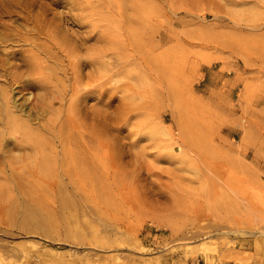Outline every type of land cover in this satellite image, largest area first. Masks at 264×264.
<instances>
[{"label":"rangeland","instance_id":"374dc122","mask_svg":"<svg viewBox=\"0 0 264 264\" xmlns=\"http://www.w3.org/2000/svg\"><path fill=\"white\" fill-rule=\"evenodd\" d=\"M150 1L136 38L106 0H77L76 14L101 11L85 26L60 20L64 0H21L52 52L50 35L85 40L71 57L79 120L85 141L104 138L107 169L57 191L73 202L62 208L40 199V179L3 185L0 264H264V0ZM16 18L0 13L23 29ZM58 61L71 85L70 58ZM31 160L23 170L41 176Z\"/></svg>","mask_w":264,"mask_h":264},{"label":"bare ground","instance_id":"6f19581e","mask_svg":"<svg viewBox=\"0 0 264 264\" xmlns=\"http://www.w3.org/2000/svg\"><path fill=\"white\" fill-rule=\"evenodd\" d=\"M64 1L70 5L69 13L62 16L61 21L69 16L72 22L85 26V18H92L94 13L101 14L96 9L90 13L76 14L73 11L77 0ZM10 3L11 6L4 5L0 13L16 16V21H20L19 25L23 29L0 21V198L7 190L13 191L3 185H17L33 178L46 183L45 189L51 192V196L42 195L41 200H52L60 208L70 206L73 202L65 197L59 199L57 191L75 194L74 187H71L75 179L98 180L104 177L107 169L104 138L99 139L96 147L85 141L86 135L79 120L83 113L88 115L89 112L81 107L80 99L76 96L81 67L75 65L71 57L78 54V48L84 46L85 40L78 37L73 39L68 32L61 39L46 32L60 50L52 52L50 46L38 42L43 28L35 26L28 29L27 24L34 20L30 15L17 11L21 8V0H10ZM106 3L110 9L112 5L116 7L117 13L126 16L134 24L131 31L136 38L146 32V23L153 17L156 8L150 0H106ZM57 25L61 27L59 23ZM160 38L165 41L166 34L162 33ZM25 45L31 48H23ZM64 53L70 58V69L73 70L75 82L71 85L65 84L67 71L58 61ZM48 60H54L56 67L48 64ZM82 65L95 66L91 59L83 60ZM59 73L65 78L60 77ZM68 87H71L74 95L66 104ZM109 90L107 88L105 92ZM57 102L59 107H55ZM44 113L49 114L46 120L40 119L35 125L34 119ZM30 159L42 167L44 173L41 176L27 175L23 170L24 162ZM59 181H64V186H60Z\"/></svg>","mask_w":264,"mask_h":264}]
</instances>
